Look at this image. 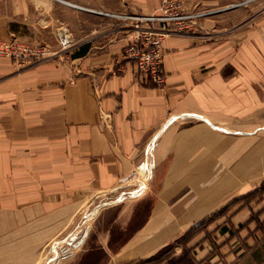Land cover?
Masks as SVG:
<instances>
[{
	"label": "crops",
	"instance_id": "0c3cea01",
	"mask_svg": "<svg viewBox=\"0 0 264 264\" xmlns=\"http://www.w3.org/2000/svg\"><path fill=\"white\" fill-rule=\"evenodd\" d=\"M62 1H5L0 38L15 36L10 16L35 21L40 36L63 27L73 46L51 43L55 54L34 64L0 58V264H38L85 227L89 205L114 198L99 210L116 218L93 222L75 264H134L264 182V14L234 5L167 37L165 84L154 88L122 59L131 35L120 23L92 0ZM145 4L151 14L160 1L121 0L116 11Z\"/></svg>",
	"mask_w": 264,
	"mask_h": 264
},
{
	"label": "rangeland",
	"instance_id": "374dc122",
	"mask_svg": "<svg viewBox=\"0 0 264 264\" xmlns=\"http://www.w3.org/2000/svg\"><path fill=\"white\" fill-rule=\"evenodd\" d=\"M5 1L0 0V28L4 26L3 17L10 14V5L5 4ZM34 1L50 4L58 3L51 0ZM59 1L64 2L62 0ZM72 1L83 4L84 1L89 3L88 1L90 0ZM159 1L161 2V0ZM120 3L121 0H92L93 10L101 12V14H144L151 5L145 4V6H139L140 8L138 9L119 12L116 10ZM182 3L186 10L212 11L244 4L247 9L252 10L254 18L264 14V0H182ZM216 15L218 13L205 18L203 21L212 20ZM112 19L118 24L120 23L119 25L123 27L126 34L131 35L128 24L115 18ZM6 22L7 27L15 33V36L7 39L0 38V41L15 42L19 45H25L34 51H44L46 54L54 52L51 50V43L57 46V50L60 49L58 42L60 33L66 32L69 35L66 29L60 27L54 33L53 38L46 35L40 36L37 30L38 24L35 21H22L19 17L11 19L8 16ZM202 22L196 31L202 30ZM70 39L72 41L71 37ZM115 200L116 198L89 205L81 214L79 220V223L85 227L76 234L59 238L52 245H49L38 264H60L62 260H67L68 258L71 259V262H63V264H75L77 256L81 253V244L88 233L89 227L97 220L110 222L116 218L117 212L113 210L114 208L99 210L100 206H102L101 204L110 205ZM143 209L140 210L134 223L125 232V236L131 233L138 222L142 221L146 206ZM214 215L212 223L200 226L192 233H189L180 243L175 244L172 251L163 250L150 262H144L145 260H143L134 264H186L181 258L185 249L188 253L187 255L194 260L195 264H264V191L252 192L246 197H240ZM224 228L228 232H225Z\"/></svg>",
	"mask_w": 264,
	"mask_h": 264
},
{
	"label": "built area",
	"instance_id": "2783aa9c",
	"mask_svg": "<svg viewBox=\"0 0 264 264\" xmlns=\"http://www.w3.org/2000/svg\"><path fill=\"white\" fill-rule=\"evenodd\" d=\"M59 2V0H51ZM212 10H186L182 0H161L159 8L151 14H107L130 26L131 38L123 50L122 59L131 64L143 84L161 88L165 84L162 70L163 41L172 35H188L200 27L201 22L215 14ZM60 52L73 44L66 32L58 35ZM55 54V53H54ZM54 54L31 50L15 42L0 41V58H8L18 65L34 64Z\"/></svg>",
	"mask_w": 264,
	"mask_h": 264
},
{
	"label": "trees",
	"instance_id": "16d2710c",
	"mask_svg": "<svg viewBox=\"0 0 264 264\" xmlns=\"http://www.w3.org/2000/svg\"><path fill=\"white\" fill-rule=\"evenodd\" d=\"M264 182L260 185V187L258 189H256L253 193H258V192H263L264 191ZM214 216L208 218L207 220H205L201 225H198L197 227L191 229L188 231V233L186 235H184L182 238H180L179 240H177L176 242H174L173 244H170L168 246H166L165 248H163L162 250H160L155 256L145 260L144 262H150L151 260H153V258H155L157 255H159L163 250H167V251H172L175 244L180 243V241L182 239H184L189 233H192L193 231H195L197 228H199L200 226L203 225H207L208 223H212L214 221ZM223 230H225V232H228V230L226 228H224ZM188 253L186 252V249L183 253V256L181 258H183V260L186 262V264H195L194 260L187 255ZM94 257L90 260H88L87 262L84 261L82 264H96L98 262L99 259H94ZM94 261V263H93Z\"/></svg>",
	"mask_w": 264,
	"mask_h": 264
},
{
	"label": "water",
	"instance_id": "95a60500",
	"mask_svg": "<svg viewBox=\"0 0 264 264\" xmlns=\"http://www.w3.org/2000/svg\"><path fill=\"white\" fill-rule=\"evenodd\" d=\"M145 174H146V170H145V167H142L140 169V177L141 178H144L145 177ZM119 189H122V187H119ZM118 190V188L116 189H113V190H110L108 192H105V193H102V194H99V195H93L92 198L97 200V199H101L103 197H106L107 195L111 194L112 192ZM135 195H133L132 197H134Z\"/></svg>",
	"mask_w": 264,
	"mask_h": 264
},
{
	"label": "bare ground",
	"instance_id": "6f19581e",
	"mask_svg": "<svg viewBox=\"0 0 264 264\" xmlns=\"http://www.w3.org/2000/svg\"><path fill=\"white\" fill-rule=\"evenodd\" d=\"M60 3H61V1H59ZM64 3V2H63ZM65 4H68V5H70V6H74L75 7V5H72V4H69V3H65ZM103 14V13H102ZM104 15H107V14H104Z\"/></svg>",
	"mask_w": 264,
	"mask_h": 264
}]
</instances>
